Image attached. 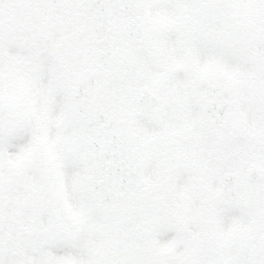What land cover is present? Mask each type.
Wrapping results in <instances>:
<instances>
[{"label": "snow or ice", "instance_id": "snow-or-ice-1", "mask_svg": "<svg viewBox=\"0 0 264 264\" xmlns=\"http://www.w3.org/2000/svg\"><path fill=\"white\" fill-rule=\"evenodd\" d=\"M0 264H264V0H0Z\"/></svg>", "mask_w": 264, "mask_h": 264}]
</instances>
